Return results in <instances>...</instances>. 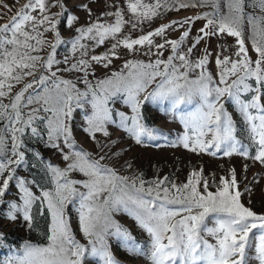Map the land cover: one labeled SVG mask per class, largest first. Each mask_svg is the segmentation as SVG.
Wrapping results in <instances>:
<instances>
[{
  "label": "snow or ice",
  "instance_id": "6c2138e0",
  "mask_svg": "<svg viewBox=\"0 0 264 264\" xmlns=\"http://www.w3.org/2000/svg\"><path fill=\"white\" fill-rule=\"evenodd\" d=\"M169 2L128 0L127 10L139 23L156 17ZM176 2L172 0L173 6ZM178 3L180 8L210 6L212 11L182 23L162 25L135 39L120 35L131 21L117 10L114 23L98 18L76 27L70 41L62 40L58 26L66 22L68 27H74L78 22L75 15L66 13L63 0H27L8 22L0 24V207L7 204L6 218L12 222L22 218L29 227L37 201L46 205L51 217L46 245L25 242L18 252L0 259V264H84L88 256L98 264H118L110 251V236L119 237L130 254L147 255L151 264H264V214H257L241 202L235 170L230 178L220 177L215 191L203 177L202 169L190 172L186 182L180 184L167 176L149 182L141 176L120 175L101 163L104 156L93 159L73 135L71 121L80 109L84 110L87 125L83 130L92 140L97 133L109 136L107 125L116 123L114 116L137 144H142L144 138L157 140L163 133L145 125L141 109L148 101L167 102L166 111L184 126L178 143L185 149L212 156L237 154L264 165V0ZM53 7L61 11L52 13ZM247 7L253 11H247ZM200 19L207 23L186 50L181 48L190 37V28L178 39L165 38L164 43L155 44L158 58L154 61L129 60L124 64L126 71L114 72L94 83L88 79L93 62L107 68L110 56L118 58L117 48L134 52L136 46L147 45L151 52L154 37H166L175 24L182 28ZM137 23H131V27L136 28ZM246 25L251 29L255 60L246 46ZM49 32L54 34V43L46 39ZM218 34L236 38L237 50L235 59L228 55L216 57L219 74L214 79L207 68V50L203 57H190L204 37ZM106 40L114 41L109 52L89 55L90 49ZM64 43H69L72 56L79 53V58L57 59V49ZM166 46L171 55L162 59ZM46 47L49 50L41 55ZM61 64L66 67L61 68ZM64 72L82 73L79 82L84 89L60 75ZM26 79L28 82L23 83ZM22 83L23 87L14 91ZM247 94H251L250 98ZM117 97L131 109V115L114 113L110 102ZM225 97L234 102L244 118L254 156L236 136L235 122L223 103ZM37 121L46 122L49 146L67 162L64 168L48 164L53 187L39 195L31 190L29 181L17 174L25 163L22 137L26 130L40 135ZM75 172L85 179L70 178V173ZM13 186L18 189L16 199L6 202L4 198ZM69 205L76 206L79 230L86 244L72 230L67 215ZM119 210L147 233V247L113 219V213ZM3 246L4 236L0 233V247Z\"/></svg>",
  "mask_w": 264,
  "mask_h": 264
},
{
  "label": "rangeland",
  "instance_id": "374dc122",
  "mask_svg": "<svg viewBox=\"0 0 264 264\" xmlns=\"http://www.w3.org/2000/svg\"><path fill=\"white\" fill-rule=\"evenodd\" d=\"M26 2L27 0H0V24L8 22ZM144 2L154 3L155 0H144ZM185 2L198 4V0H185ZM127 3L128 0H63L66 13L75 15L78 18V22L74 27H68L66 22H62L58 26L61 39L70 41L76 35V27L86 26L90 21L98 18L103 22L114 23V13L117 10L123 12L126 21L137 23L132 14L127 10ZM82 5H87L88 8L85 9L81 7ZM89 10L91 15H89ZM246 10L249 12L253 11L251 7H247ZM60 11L59 7L51 9L52 13ZM211 11L212 8L210 6L180 8L178 0L175 6H173L172 0H170L166 7H162L159 10V14L156 17L137 23L136 28H132L131 23L126 24L120 35L135 39L140 35L147 34L149 31H154L162 25L170 24L173 21L182 23L186 18L196 17L197 15ZM108 13H113V15H107ZM206 23V20L200 19L194 20L191 24H184L182 28L179 27V24L173 25V28L167 31L166 37L153 38L154 45L151 46V52H149V46L147 45L136 46L137 50L134 52L121 46L115 50L118 58L110 56L111 63L107 68L103 67L102 64L93 62L92 68L89 70L88 79L94 83L98 79L110 76L114 72L126 71L124 64L129 60L143 61L145 63L154 61L158 58L156 55L158 50L155 48V44L164 43L165 38L178 39L183 31L190 28V37L181 48V50H186L194 43L195 38L201 35L199 29L204 27ZM213 30L209 29V31ZM45 36L48 41L54 43L53 33H46ZM245 37L249 55L255 60L257 56L252 48L251 29L247 25L245 26ZM112 43L114 41L106 40L103 45L90 49L89 55H103L109 52ZM48 50L46 47L45 51L40 54L45 55ZM205 50L209 54L207 68L213 78L218 79L219 69L215 64L216 57L219 55L222 58L224 55H228L235 59L234 53L237 50L236 38L227 34L208 35L196 46L190 59L203 57ZM162 51L164 53L163 57H160L162 59H166L171 55L170 47L166 46ZM65 56L77 59L79 58V53L73 57L70 51V44L64 43L57 49V59L63 60ZM60 67L63 68L66 65L61 64ZM60 75L66 79H73L81 90L84 89L85 85L79 82L82 73L64 72L60 73ZM28 79L23 83H27ZM23 83L16 85L14 91H19L23 87ZM252 83L255 87L254 82ZM152 87L154 85L149 87V92L152 91ZM247 95L250 98L251 94ZM7 102V99H5V103ZM223 103L233 117L237 129V138L241 140L244 146L249 148L250 156H254L255 148L252 147L251 141L248 139V127L243 116L234 102L227 97L224 98ZM110 107L114 113L115 111H124L126 114L131 115V109L119 97L114 98L110 102ZM167 107V102L154 104L148 101L143 104L141 109L145 125L163 133L157 140L149 141L144 138L142 144H137L133 138L119 127V118L116 116H114L116 123L107 125L109 136L105 137L102 133H97L96 139L92 140L83 130L87 125L83 119L84 110L80 109L74 112V118L71 121L73 135L77 144L91 153L93 159L104 156L105 159L101 163L114 168L120 175L128 177L141 176L145 181L149 182L167 176L170 181L180 184L186 182L190 172L202 169L203 177L210 184H213L211 190L215 191L214 185L219 182L220 177L230 178L232 170H235L239 190L242 193L241 202L257 214H264V165L251 158H245L237 154L225 157L222 153H217L216 156H212L206 153H194L185 149L178 143L179 138L184 134V126L177 117L166 111ZM187 108L191 109L192 106H187ZM35 126L38 128L39 136H34L30 130H26L22 137L23 147L21 150L25 152V163L18 168L17 174L29 181L31 190L39 195L41 191L49 190L53 187L51 174L47 167L48 164L64 168L67 162L63 161L62 154L57 149L49 146L47 142L46 122L37 121ZM174 143L176 146H172ZM70 178L85 179L79 172L70 173ZM17 191V188L11 187L4 198L5 201L16 199ZM7 211V204L0 207V233H3L4 236V246L0 247V259L18 252L25 242L41 246L48 243L51 217L46 205L41 201H37L32 207L31 215L33 220L31 227L22 218L14 222L9 221L6 218ZM67 215L76 238L81 243L86 244L87 241L79 230L78 213L75 205H69ZM113 219L122 227L128 229L131 235L143 247L149 245L147 233L140 229L136 222L123 210L115 211ZM108 244L118 264H151L147 255L138 256L130 254L124 247L121 239L117 236H110ZM84 264H98V262L95 258L88 256Z\"/></svg>",
  "mask_w": 264,
  "mask_h": 264
}]
</instances>
